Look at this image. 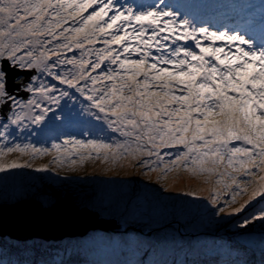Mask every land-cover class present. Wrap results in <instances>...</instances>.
Masks as SVG:
<instances>
[{
  "label": "snow or ice",
  "instance_id": "6c2138e0",
  "mask_svg": "<svg viewBox=\"0 0 264 264\" xmlns=\"http://www.w3.org/2000/svg\"><path fill=\"white\" fill-rule=\"evenodd\" d=\"M117 2L84 0L78 5L80 10L98 5L81 18L83 26L103 21L92 23L84 42L92 44L98 33L111 37L104 40V48L84 49V42L75 37L69 40L64 35L69 29L61 28L64 12L76 0H0V108L7 110L0 119V141L4 142L0 144V172L33 167L28 160L21 164L4 159L14 151L36 159L52 150L59 153L69 143L73 147L94 146L98 154L101 149L108 150L104 152L106 161L131 157L136 160L135 167L144 169L146 175L159 172L161 180L181 168L197 176L219 173L222 179L227 175L237 187L223 204L219 193L210 190L208 199L219 205L213 212L225 213L227 209L228 217L238 221L241 230H254L257 223L264 227V37L256 44L253 37L236 29L213 31L173 10L165 0L138 10L117 7ZM78 14L74 10L68 17ZM114 26L115 33L108 32ZM74 31L79 34L84 28ZM225 39L229 42L227 53L224 47L202 43ZM110 45L119 46V50ZM70 48L84 50L79 57L75 53L67 57L64 53ZM93 52L96 59L90 62L87 57ZM124 53L128 55L122 59ZM132 53L138 58H132ZM105 60L109 63L102 67ZM67 65L74 68L64 67ZM86 65L93 71L99 69V74L90 75ZM140 76L143 78L138 80ZM102 79L119 83L98 90L95 85ZM54 81L67 87H58ZM21 92L29 94L26 99ZM81 96H86L87 103L80 100L77 108ZM36 125L41 126L37 131L71 129L63 133L69 140L51 148L17 142L13 130L22 134ZM115 133L123 139L117 141ZM77 135L83 138L77 139ZM109 138L111 144L106 143ZM232 140L246 141L252 147L233 146ZM169 148L175 151H167ZM65 161L77 163L70 156L54 158L52 163ZM236 164L239 167H234ZM222 166L225 171L220 172ZM229 167L235 173L244 171L248 179L238 182L227 172ZM48 168L41 165L37 171ZM237 194L247 199L238 200ZM41 201L45 206L55 202L47 194Z\"/></svg>",
  "mask_w": 264,
  "mask_h": 264
},
{
  "label": "rangeland",
  "instance_id": "374dc122",
  "mask_svg": "<svg viewBox=\"0 0 264 264\" xmlns=\"http://www.w3.org/2000/svg\"><path fill=\"white\" fill-rule=\"evenodd\" d=\"M83 2L84 0H76V4L67 7L64 12L66 20L61 28L69 29L64 34L69 40L75 37L77 41L84 42V36L88 35L92 23L103 24V21H95L85 27L80 23L82 17L86 18L94 8L98 7L97 4H93L80 10L78 5ZM158 2L159 0H118L117 7L131 6L138 10ZM165 3L171 5L172 9L181 15H187L195 23L210 26L213 31L236 29L242 34L253 37L256 44H259L264 37V0H165ZM74 10L79 14L69 18L68 13ZM107 19L108 17L105 16L104 20ZM119 23L117 22V26ZM78 27H83L84 31L77 34L74 29ZM115 28L116 26L108 32L115 33ZM59 31L58 29L57 32ZM57 38L61 41L64 39L59 36ZM110 38L104 33H98L92 37V44L84 42V49L104 48L106 47L104 40ZM202 43L224 47L226 53L229 51V42L226 39L202 40ZM108 47L119 50L117 45ZM84 49L70 48L64 55L71 57L75 53L79 57ZM126 55L128 54H122L121 58ZM221 56L223 58L224 53H221ZM132 58H138V54L132 53ZM87 59L94 62L95 52ZM107 63L109 61L105 60L101 66ZM64 67L74 68L73 65ZM113 67H118V64ZM85 69L92 76L98 75L100 71L99 69L93 71L87 65ZM142 78V76L137 77L138 80ZM54 82L58 87H67L58 81ZM113 82L119 83L118 80L102 79L95 87L98 90H107ZM89 87L91 89L92 85L90 84ZM124 94L129 93L125 91ZM177 94L182 93L177 91ZM80 100L87 103L86 96H81L76 102L77 108ZM112 102L115 103V100ZM1 112L2 108H0V119L3 118ZM40 127L36 125L22 134L19 130H13V136L17 137V142H31L38 148H51L52 144L63 145L64 141L69 140V137L63 133L71 129L51 128L37 131ZM191 131L190 129L189 136ZM113 135L117 141L123 139L118 133ZM82 138L77 135V139ZM112 142L111 138L106 140V143ZM3 143L0 141V144ZM230 144L252 147L243 140H232ZM105 151L108 150L101 149L98 154L94 146L73 147L69 143L66 147L62 146L59 153L52 150L37 156L36 159H30L29 155L19 151L4 157L9 161L16 159L21 164L28 160L33 167L6 169L0 172V206H12L28 200L38 201L44 208L52 207L56 203H70L80 210L98 212L100 218L112 220L116 225L112 231H91L82 237H66L59 241H45L39 238L17 241L8 236H0V262L3 264H13V262L18 264H240V262L264 264V227L257 223L254 230H241L237 227L238 221L228 217L227 209L225 213L213 212V209L219 205L211 204L208 199L210 190L215 189L219 193V202L223 204L232 190L237 187L232 184L229 176L225 175L222 179L219 173L197 176L181 168L169 172L167 178L161 180L157 178L159 172L146 175L144 169L135 167L136 160L131 157L115 163L111 158L106 161ZM163 151L165 149H161V152ZM167 151L174 152L175 148H169ZM65 156H70L77 163L74 165L67 161L62 164L52 163L54 158L63 160ZM238 156L244 158L243 154ZM109 157H111L110 151ZM45 164L49 165L47 171H37L39 166ZM234 167L239 165L236 164ZM53 168L55 172L51 171ZM219 171H225V167L222 166ZM227 172L235 175L238 182L241 178L248 179L244 171L235 173L233 168L229 167ZM41 177L47 179L41 180ZM53 177L55 179H52ZM190 192L196 194L190 195L188 194ZM44 194L53 197L55 202L45 206L41 201V196ZM237 199L242 201L247 199V196L237 194Z\"/></svg>",
  "mask_w": 264,
  "mask_h": 264
},
{
  "label": "water",
  "instance_id": "95a60500",
  "mask_svg": "<svg viewBox=\"0 0 264 264\" xmlns=\"http://www.w3.org/2000/svg\"><path fill=\"white\" fill-rule=\"evenodd\" d=\"M19 95L27 98L28 94ZM2 108V115L6 114ZM115 222L100 218L98 212L80 210L70 203H56L44 208L35 200L22 201L12 206H0V236L17 241L33 238L59 241L66 237H82L91 231H112Z\"/></svg>",
  "mask_w": 264,
  "mask_h": 264
}]
</instances>
